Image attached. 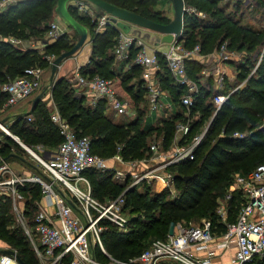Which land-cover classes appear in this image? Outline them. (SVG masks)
Here are the masks:
<instances>
[{"label":"trees","instance_id":"trees-1","mask_svg":"<svg viewBox=\"0 0 264 264\" xmlns=\"http://www.w3.org/2000/svg\"><path fill=\"white\" fill-rule=\"evenodd\" d=\"M103 1L160 24L172 23L170 19L154 12L155 10L149 6L152 0ZM184 1L187 5L205 9L209 15L208 19H201L193 17V14L186 11L182 37L185 47L193 48L200 45L202 54L207 57L214 54L225 39H229V50L240 54L237 59L239 63L236 65V81L243 83V86L232 94L219 110L216 111L215 96L230 91L235 83L228 80L225 90L222 91L216 87L214 77L205 78L207 84L201 85L188 110L182 104V96L187 92V88L176 82L164 57L160 55L158 73L160 88L172 105V114L164 119H158L157 125H154L149 110L141 107L147 101L146 82L142 79L141 68H137L140 76L133 79L130 70L136 68L129 67V64L133 63L132 60L120 62L115 58L114 37L117 41L119 36L117 25H108L101 32H96V23L88 15L79 13L77 9H71V15L87 28L92 48L89 63L81 68V73L87 78L99 75L113 79L119 95L128 99L137 110V117L127 124L119 125L112 122L105 114L107 101L101 100L93 108L86 106L83 100L76 96L72 81L65 77L54 80L50 90L61 115L74 127L78 135L91 138L93 153L109 159L116 154L118 147H122L121 154L124 159H142L145 157H143L145 151L149 155L150 145L154 140H160L163 148L168 149L179 123L190 124V133L185 137L190 141L201 132L203 123L215 115L207 136L217 130H221L222 134L210 145L207 138L203 139L193 160H186L171 168L175 172V185L179 190L175 195L166 197L164 194H150L148 191L141 193L138 187L127 192L126 210L132 206L130 213L136 215L129 222V226L131 225L129 231L121 234L108 228L102 237L105 238L104 246L109 253L122 260L140 255L143 252H140L141 249L151 245L152 241L144 245L151 239L148 236L150 231L158 237L153 241L165 239L169 224L175 226L177 222L189 220L196 215L205 216L217 227L218 232L225 231V225L216 212L219 201L226 200L228 221H234L244 200L239 190L229 191L234 185V173L264 164V56L253 71L254 55L256 49L264 43V31H254L250 26L241 24V20L231 18L217 6L219 0ZM57 4L58 0H23L13 5L0 14V35L33 41L38 45L46 42L45 49L60 50L58 55L69 51L79 40V32H75L73 37L69 36L71 33H67L53 41L47 38L48 26L57 12ZM236 5L246 9L250 3L242 0ZM257 6L263 8L261 18L264 20V0H257ZM191 38H195V44H188ZM204 61L202 59L187 62L190 77L198 79V76H193L195 70L205 67ZM47 63L43 53L38 50L32 48L20 50L8 43L0 42V83L24 75L28 68L37 66L44 68ZM6 99L7 96L0 93V103ZM48 102L49 97H43L35 105L32 113L19 115L21 119L11 125L10 130L20 137L24 144H43L49 150H53L61 143L62 137L50 119L51 110L46 108L49 107ZM192 114H196V118L189 122V116ZM28 116L32 117L31 121H27ZM222 123L224 125L221 127ZM9 139L13 140L11 137ZM0 150L5 157L12 155L21 157L18 152L13 151L10 144H4ZM14 158L16 157L10 160ZM110 172V169H90L84 173L91 182L94 196L101 201L115 198L124 189L112 179ZM186 176L193 177L185 180ZM228 194L231 195L230 198H227ZM26 195L27 205L31 209L28 214L36 212L34 201L41 198L40 187L31 188ZM8 202L0 199V237L10 248L17 250L25 264H39L24 232L11 231L8 228V223L12 220L11 215L13 216L11 203L9 202V205ZM96 253L98 254L97 250ZM98 255L104 260L101 254ZM255 262L264 264V260Z\"/></svg>","mask_w":264,"mask_h":264},{"label":"built area","instance_id":"built-area-1","mask_svg":"<svg viewBox=\"0 0 264 264\" xmlns=\"http://www.w3.org/2000/svg\"><path fill=\"white\" fill-rule=\"evenodd\" d=\"M20 1L22 0H0V14ZM229 1L230 5H235L242 0ZM87 2L88 0H70L66 3V9L70 14L71 9H77L79 13L88 15L96 23V32H101L108 25H116L108 15L91 11ZM186 10L190 14L195 13L192 8L186 7ZM71 27L72 24L58 13L49 23L48 40L53 41L66 35ZM117 30L119 36L114 49L115 58L120 62L132 60L141 68L142 79L146 82V102L150 113L158 111L161 98L165 101L166 94L162 92L158 78L160 55L164 57L176 82L187 88L182 96V104L188 110L193 104V97L199 93L188 74V61H208L213 58L214 67L205 65L203 77H214L216 87L222 91L225 90L228 80L235 83L230 91L215 96L216 111L243 86V83H237L236 78L230 79L228 62L238 59L240 54L230 51L227 44L221 45L214 54L206 57L202 54L200 45L193 48L184 46L182 31L179 40L175 37L168 49L160 52L149 45L142 32L139 35L125 33L120 28ZM0 42L20 50L32 48L40 52L46 44L38 45L33 41L3 35H0ZM46 59L52 62L54 58L47 56ZM257 67L258 65L253 71ZM44 70L39 66L31 67L25 70L24 75L0 83V93L7 96L2 109L6 111L28 100L35 93H44L43 97L52 98L51 81L46 84L42 82ZM74 84L76 96L92 94L96 102L107 101V106L118 116L129 117L131 121L137 117V110L128 99L119 95L112 80L99 75L87 78L78 68L74 73ZM165 103L166 108L172 110L171 103ZM20 119L18 115L10 123ZM50 119L57 127L62 141L53 150L38 146V151L43 156L23 144L10 130L5 123L9 119L0 120L1 133L18 140L16 142L32 156L29 164L31 169L20 171L13 166L10 160L12 157H5L0 153V199L10 201L12 209L24 224L31 210L27 205L26 192L29 193L35 186L40 187L41 198L34 201L36 212L33 217V230L24 224L40 264H255L256 260H264V164L248 174L235 176L233 189L239 190L244 200L234 221H228L227 204L219 206L217 214L225 225V231L218 232L217 227L208 219L197 225L179 224L176 233L153 241L140 255L122 260L109 253L102 237L109 224L120 230L129 225L130 219L126 215L128 191L125 190L117 197L102 203L94 196L91 182L84 173L90 169H110L117 182L131 180L133 187L149 184L153 180L160 181L164 189L175 195L176 175L171 168L195 158L196 150L206 136L205 131L187 141L185 137L189 135L191 126L188 122L179 123L169 149H164L160 140H154L150 145L149 158L126 160L121 154L122 147H118V152L109 159L93 153L91 138L78 135L74 127L61 115L56 104L52 106ZM31 120L32 117L28 116L27 121ZM16 158L25 161L23 157ZM79 183H83L87 190H82ZM230 197L228 194L227 198ZM20 201L23 208L19 205ZM32 233L38 240L37 244ZM5 249L18 254L17 250L10 247L3 250ZM0 264L20 263L14 255L0 251Z\"/></svg>","mask_w":264,"mask_h":264},{"label":"rangeland","instance_id":"rangeland-1","mask_svg":"<svg viewBox=\"0 0 264 264\" xmlns=\"http://www.w3.org/2000/svg\"><path fill=\"white\" fill-rule=\"evenodd\" d=\"M153 2H151L150 4H149V6H151L155 11V13L156 14H160V15H162V16H164V17H166V18H168V19H170V21L171 22H173L174 20H175V4H174V1L173 0H152ZM185 2V1H184ZM230 1L229 0H219L218 2H217V6L218 7H221L222 8V10H224V12L226 13V14H229L230 16H231V18H233V19H235V20H237V21H239V20H241L240 22H241V24H243V25H248V26H250L251 27V29H253L254 31H264V20H263V18H261V12H262V10H263V8H261L260 6H257V0L255 1V0H249V3H250V5H249V8H246V9H244L242 6H240V5H230V3H229ZM88 3V6L90 7V10L91 11H93L94 13H97V14H100V15H103V14H105L104 13V10L102 9V11H101V9H97L99 6L98 5H96V4H94V3H92V2H90V1H88L87 2ZM185 6L187 7V8H192V9H194V11H195V13H193V17L195 16V17H197V18H203V19H208V17H209V15H208V13H207V11L205 10V9H199V8H197L196 6H193V5H187L186 3H185ZM100 8V7H99ZM140 16V15H139ZM142 17V16H141ZM143 18H145V17H143ZM147 19V18H146ZM119 21H118V24H117V26L120 28V30H122L123 32H126V31H128L127 33H130L131 32V30H133V29H139L144 35L145 34H150L149 35V38L147 39V41H148V43H149V45L152 47V48H156V46L158 45V44H160V48H158L161 52L162 51H164V50H166V48H167V45H168V43H167V40L164 42V43H162V42H160V43H156V40H157V36H161V37H165V38H173V35H164V34H160V33H156V32H154V34H153V32L152 31H150V30H148V29H146V28H142V27H140V26H136V25H131V24H129L128 22H126V21H124V20H122V19H118ZM149 20V19H148ZM73 28V27H72ZM184 30V29H183ZM71 32V31H70ZM69 32V33H70ZM69 36H71V37H73L74 36V34H69ZM115 38V42H114V49H115V47H116V45H117V41H116V37H114ZM151 40H153V42H151ZM194 40H195V38H191L190 39V41L188 42V44H195L194 43ZM228 41H230L229 39H225V41H223V43L221 44V45H223V44H227L228 45ZM78 42V41H77ZM86 44V45H85ZM84 44V46L83 47H81L75 54H74V56H77V62L76 63H78V64H81V65H84V64H86L87 62H88V59H89V57H90V53H91V45H90V43H85ZM75 46V45H74ZM157 49V48H156ZM41 50V52L43 53V55H44V58L46 59V57L47 56H51V57H53L54 59H53V61L52 62H49L47 59V61H48V63H47V65H45V70H44V72H43V77H42V82H43V84H46L47 82H49V80H50V77H51V72H52V67H53V62H54V60L56 59V58H58L60 55H58V52H61L60 50H56V49H52V50H49V51H47L45 48H42V49H40ZM64 52H67V51H64ZM114 52V51H113ZM263 56H264V43H263V45H261L259 48H257L256 49V52H255V55H254V62H253V65H254V68L257 66V65H259L260 64V62L262 61V59H263ZM68 59V58H67ZM66 59V60H67ZM65 60V61H66ZM64 62V61H63ZM63 62H61L59 65H58V68H57V72H56V75H55V79L58 77V74H59V71H60V69H61V67L63 66ZM234 62L236 63V64H238L239 63V61L236 59V60H234ZM130 66H133L132 68H138V66L135 64V63H130L129 64V67ZM204 68L205 67H203V68H200V70H198V71H196L195 70V76H193V77H196V76H198L197 78V80L196 79H194V78H192L191 77V79H192V81L196 84V88L197 89H201V85H206L207 83H206V81H205V78L203 77V70H204ZM254 68H253V70H254ZM136 69H133V70H130V72H132L131 74L134 76L133 77V79H135V78H138L140 75H139V71H138V69L136 70ZM228 69L232 72V73H235V68L234 67H228ZM127 70V69H126ZM125 70V71H126ZM69 73V72H68ZM135 74V75H134ZM57 76V77H56ZM70 76H73L74 77V72H71L70 73ZM136 76V77H135ZM66 77V76H65ZM54 79V80H55ZM69 79V78H68ZM110 80H112L113 81V79H111V78H109ZM36 96H38L37 95V93H35V97ZM33 97V96H32ZM31 97V98H32ZM34 97V98H35ZM31 98H29V99H31ZM28 99V100H29ZM51 99H53V98H51V97H49V102H48V104H49V107H47L46 106V108H48L49 110H52V106H53V104H56L55 103V101H54V99L53 100H51ZM27 101V100H26ZM3 103L4 102H2V103H0V120H3V119H5V118H7L8 117V122H5L7 125H9V128L11 127V123H10V121H12V118H13V115L16 113V111H21V112H24L25 111V109L23 108V106H24V101H22L21 103H19L18 104V106H14V107H11V108H9V109H7L6 111H4L3 109H2V105H3ZM205 105V104H204ZM141 107H142V109H148V106H147V102H146V104H142L141 105ZM3 110V111H2ZM212 111L210 110V113H211ZM172 114V110H170V109H167L166 108V103H165V101H164V99H160V102H159V107H158V111L155 113V116H156V118L157 119H164V118H166V117H169L170 115ZM191 114V113H190ZM196 115V114H195ZM195 115H190L189 116V119H188V121L190 122V121H193V120H195V118H196V116ZM122 117V116H121ZM215 117V115L213 114L212 116H211V118H209L208 119V121L207 122H204L203 124L204 125H202V128H201V132H204L205 131V133H206V130H207V132H208V130L211 128V125H212V119ZM33 119H35V118H33ZM122 119V118H121ZM123 120V119H122ZM125 123H128V122H130L131 121V119L129 118V117H125ZM116 122L117 123H124V122H121V120H120V116L118 117V119H116ZM157 123L158 122H153V124L154 125H157ZM28 124H29V122H28ZM224 125V123H222L221 124V127ZM220 127V128H221ZM2 131H0V136H1V138H0V148H3L4 147V144H10L11 146H13V151L15 152V153H17L18 155H21V157H23L24 158V160L25 161H19V160H16V161H14V162H12V164H13V166L15 167V168H17L18 170H20V171H25V170H27V169H31V167L29 166V164H31V159H32V156L30 155V153L28 152V151H24L20 146H19V144H16L13 140H11V139H9V137H8V135H6V134H2L1 133ZM200 132V133H201ZM222 133H221V130H217V131H213L209 136H207V133H206V136H205V138H207L208 139V142H209V145L210 144H212L220 135H221ZM20 138V137H19ZM205 138H204V140H205ZM11 140V141H10ZM21 140V139H20ZM23 144H24V142H23ZM16 145V146H15ZM27 147H29L30 149H33V150H35V151H38L39 150V148H38V146H40V147H44L45 149H48V148H46L43 144H37V145H27V144H25ZM170 148V147H169ZM168 148V149H169ZM1 151V150H0ZM117 152H118V148H117ZM116 152V153H117ZM1 153V152H0ZM38 153L41 155V156H43V154H42V152H39L38 151ZM2 154V153H1ZM143 154H145V155H143V157L144 158H142V159H145V158H149L150 156V152H149V155H148V153L145 151ZM3 155V154H2ZM147 155V156H146ZM106 156H110V155H106ZM134 160H141V159H134ZM200 160V158L198 159V161ZM33 165L35 166V164H34V162H33ZM256 168V166H252V167H250L249 169H247V170H241V171H236L235 173H234V176H236V175H239V174H244V173H249V172H251V171H253L254 169ZM110 176H112V179L114 180V181H116L115 179H114V175H113V172L111 171L110 172ZM117 182V181H116ZM117 183H119L121 186H123V191L121 192V193H123L125 190H127V191H130V190H132L133 188H136V187H138V190L141 192V193H144V192H149L150 194H153V193H158V194H164V196H166V197H168V196H171L172 194H171V192L168 190V189H164V187H163V185H162V183L160 182V181H151L149 184H139V185H136V186H132V182H131V180H128V181H126V182H124V183H121V182H117ZM79 187L82 189V190H84V191H86L87 190V188L85 187V185L83 184V183H79ZM175 189H176V192H178L179 190H177V188L175 187ZM233 190V185H232V188H230L229 189V191H232ZM120 193V194H121ZM27 194H29V193H27ZM119 194V195H120ZM29 196V195H28ZM30 196H31V194H30ZM26 197H27V195H26ZM117 197V196H116ZM100 202H102V203H104V202H106L107 200H104V201H101L100 199H98ZM3 201H6V202H8L7 200H3ZM10 202V201H9ZM9 202L7 203V204H9ZM4 203V202H3ZM225 204H227L226 203V200H224V199H222V200H220L219 201V206H221V205H225ZM10 205V204H9ZM19 205H20V207L21 208H23V203H22V201H20V203H19ZM131 207L132 206H129L128 207V209L126 210V215L129 217V219H130V221H131V219L132 218H134V217H136V215H132L131 213H130V211H131ZM10 209H11V211H12V214H13V216L11 215V217H12V220L8 223V228L12 231V230H21L22 232H24V234L26 235V237H27V239L29 240V242H30V244H31V247H32V249H34L33 248V242H32V240L30 239V237L26 234V232H25V225L24 224H26L27 225V227L30 229V230H33L32 228H33V217H34V214H35V212L33 211V212H31V214H29V215H31V216H27V222H25L24 224H22L21 222H20V220H19V218H18V216L16 215V213L14 212V210L12 209V207L10 206ZM218 210V209H217ZM217 210H216V212H217ZM10 215V214H9ZM206 219V217L205 216H200V215H196V216H193L191 219H189V220H184V221H179V222H177L176 224H175V226H173L172 224H169L168 226H167V231H166V234H167V236L168 235H170V234H173V233H176V231H178V225L180 224L181 226H191V225H197V224H200L203 220H205ZM129 221V222H130ZM130 224V223H129ZM113 226V225H112ZM112 226H107L106 227V229H114V230H116L118 233H121V234H126L128 231H129V229H130V226L128 225L125 229H123V230H120V229H118V228H116L115 226H113L114 228H112ZM157 226L155 225V228H156ZM33 234V236H34V238H33V240L35 241V243L37 244L38 243V240H37V238H36V236H35V234L34 233H32ZM149 238H151L147 243H145L144 245H146V244H149V242H153V240L154 239H156V238H158L156 235H155V233L154 232H152V231H150L149 232ZM105 239V238H104ZM104 239L102 238V241H103V244H105V242H104ZM151 242V243H152ZM150 243V244H151ZM0 246H3V247H9V245L0 237ZM148 246V245H147ZM147 246H145V248H143V249H141L140 250V252L141 251H144V249H147ZM149 247V246H148ZM38 259V258H37ZM39 260V259H38ZM39 262V264L41 263L40 262V260L38 261Z\"/></svg>","mask_w":264,"mask_h":264},{"label":"water","instance_id":"water-1","mask_svg":"<svg viewBox=\"0 0 264 264\" xmlns=\"http://www.w3.org/2000/svg\"><path fill=\"white\" fill-rule=\"evenodd\" d=\"M68 1H70V0H58L57 12L61 16L65 17L72 24V26L80 32V38L72 49H70L67 52H63L58 58H56L54 60L52 72H51V78H50L51 83L53 82V79L56 75L58 65L61 62H63L65 59L73 56L81 47H83L84 44L86 43L87 36H88L87 28H85L77 20H75L73 18V16L67 11L66 3ZM88 1L98 5L103 10H105L107 13L111 14L112 15L111 21L116 25L118 24V21H119L118 19H122L131 25L140 26L142 28H146V29L153 31V32H156V33H160V34H164V35H170V34L173 35V38L172 37L171 38H165V37L162 38L161 39L162 43H164L166 40H167V43H171L175 37L177 38V40H179L181 38L180 35L184 29V15L187 11L186 7H185L184 0H173L174 4H175V20L168 25L160 24V23L148 20L146 18H143L137 14L128 12V11L123 10V9H119V8H117V7L111 5V4H109L103 0H88ZM127 32L128 31H126L125 33H127ZM136 33H138L139 35L141 34L140 31L132 33V34H136ZM149 35L150 34H145L144 37L148 39ZM151 42H153V40H151ZM43 96H44V93H40L38 96H36V98L33 101L32 108L30 110L31 113L34 110L35 105L43 98ZM206 133H207V130H206ZM16 141L19 142L18 140H16ZM11 157H17V156L12 155ZM192 177L193 176H186L185 180H190ZM0 251L3 253L14 255L20 264H25L23 262V260L21 259V257L18 254H16L14 251L6 250V249L0 250Z\"/></svg>","mask_w":264,"mask_h":264},{"label":"crops","instance_id":"crops-1","mask_svg":"<svg viewBox=\"0 0 264 264\" xmlns=\"http://www.w3.org/2000/svg\"><path fill=\"white\" fill-rule=\"evenodd\" d=\"M23 1V0H22ZM21 2V1H20ZM58 7V6H57ZM97 9H101V11H102V8L100 7H98ZM104 13L105 14H103V15H108L110 18L112 17V15L111 14H109V13H107L105 10H104ZM57 14H58V12H56V14L54 15V18L57 16ZM97 14V13H96ZM100 15V14H99ZM69 30V32L70 33H72V34H76L75 32H77L78 33V31L75 29V28H70V29H68ZM138 31H140L139 29H133V30H131V32L130 33H135V32H138ZM141 32V31H140ZM153 34H154V32H153ZM158 38H157V40H156V43H160L161 42V39L163 38V37H161V36H157ZM80 38V37H79ZM90 43V45H91V38H90V35H89V33H88V36H87V40H86V43ZM169 44L170 43H168V45H167V48H166V50L168 49V47H169ZM86 45V44H85ZM156 48H157V50L158 51H160L158 48H160V44H158L157 46H156ZM155 48V49H156ZM166 50H164V51H162V52H165ZM91 51H92V48H91ZM161 52V51H160ZM91 54V53H90ZM89 59H90V57H89ZM89 59H88V62L86 63V64H84V65H81V64H78V63H76L77 62V56H71V57H69L66 61L64 60V62H63V66L61 67V69H60V71H59V74H58V77L57 78H60V77H65L67 80H69V81H72V83L74 84V77L73 76H70V73L71 72H76V70L78 69V68H80V71H81V68L82 67H85L88 63H89ZM233 62H234V60H232ZM231 63V64H229V66L230 67H234L235 68V73H232L229 69H228V72H229V76L231 77L230 79H232V78H236V74H237V68H236V63L234 62V63ZM205 64H206V66H212V67H214V60H213V58H211V59H209L208 61H205L204 62ZM69 72V73H68ZM51 78V77H50ZM56 78V79H57ZM69 78V79H68ZM55 79V78H54ZM54 79H53V81H54ZM55 79V80H56ZM233 80V79H232ZM49 81H51V79L49 80ZM53 83V82H52ZM75 85V84H74ZM38 95V94H37ZM82 96L80 97L82 100H83V103L86 105V106H89V107H91V108H93V107H95L100 101H95L94 99H96L92 94H88V93H84V94H81ZM166 96V95H165ZM164 96V98H165V101L166 102H169V100L166 98ZM35 97V95L31 98V99H29V100H25L24 101V106H23V108L25 109V111L24 112H21V111H16V113L13 115V118H12V121H10V122H13V120L15 119V117L16 116H18V115H26L27 113H31L30 112V110H31V108H32V105H33V101H34V99L36 98H34ZM45 98H47V97H45ZM16 106H18V105H16ZM33 112V111H32ZM155 113L156 112H154V113H150L149 112V114L151 115V117H152V120H153V122H158V119L156 118V116H155ZM105 114H106V116L112 121V122H114V123H116V124H119V125H122V124H127V123H125V117H121L120 116V120H121V122H124V123H117L116 122V119H118V115L117 114H115V112L113 111V110H111L108 106H106V109H105ZM123 120H122V119ZM5 120L7 121L8 120V117L7 118H5ZM131 122V121H130ZM152 122V123H153ZM129 123V122H128ZM24 159V158H23ZM16 160H18L17 158H14L13 160H12V162H14V161H16ZM20 161V160H19ZM5 247H3V246H0V250H3Z\"/></svg>","mask_w":264,"mask_h":264}]
</instances>
